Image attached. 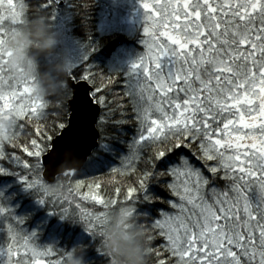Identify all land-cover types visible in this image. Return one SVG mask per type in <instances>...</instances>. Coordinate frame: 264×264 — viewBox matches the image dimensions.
<instances>
[{
	"label": "snow or ice",
	"instance_id": "snow-or-ice-1",
	"mask_svg": "<svg viewBox=\"0 0 264 264\" xmlns=\"http://www.w3.org/2000/svg\"><path fill=\"white\" fill-rule=\"evenodd\" d=\"M50 3L0 0V118L13 121L0 183L14 179L50 216L80 225L106 264L103 227L117 205L148 232L151 264H264V0H141L145 51L116 77L118 92L89 52L59 96L38 98L34 78L8 75L5 45ZM128 125L119 166L96 174ZM14 191L0 190V264H69L85 252L41 246ZM157 203L167 210L153 218Z\"/></svg>",
	"mask_w": 264,
	"mask_h": 264
},
{
	"label": "trees",
	"instance_id": "trees-1",
	"mask_svg": "<svg viewBox=\"0 0 264 264\" xmlns=\"http://www.w3.org/2000/svg\"><path fill=\"white\" fill-rule=\"evenodd\" d=\"M30 3L35 7H40L42 4H47L48 0H30ZM109 5L110 0H64L62 5L51 0L49 6L43 8L41 13L35 17L45 16L52 26V30L58 34L59 43L55 50L57 55L66 56L70 61L71 52H80L81 58L74 65L78 66L82 57L90 52L87 62L103 76L113 77L114 83L108 87L115 88L118 92L119 83L115 81L117 78L125 79L126 75L120 69L112 68L110 62L121 47L133 43L122 33L101 31L100 15L109 8ZM29 55L34 58L38 74L50 73L57 58L56 55H49L38 50H30ZM70 63L73 65L71 61ZM134 131L132 125H128L117 133V139L113 140L110 151H101L93 165L96 174H104L112 167L119 166L120 156L127 153L124 145L126 142H130ZM100 180L103 182L102 188L109 192L112 191L114 186L108 175L100 176ZM8 188L15 189L12 193L15 197L12 206L16 210V215L30 217L25 227L28 231L40 232L38 243L41 246L48 245L70 250L72 247L82 244L85 246L83 254L85 264H106L104 257L97 254L94 249L87 247L89 238L80 225L62 221L55 215L50 216L49 209L38 205L35 198L19 188L14 179L0 183V190ZM150 190L161 200L167 196L162 188L155 185H150ZM5 194L7 195L8 192ZM86 206L91 207V205ZM149 210L152 212L153 218H159V212L167 209L165 205L157 203L150 206ZM1 237L3 238L2 235H0V239ZM154 243L159 246V240Z\"/></svg>",
	"mask_w": 264,
	"mask_h": 264
},
{
	"label": "clouds",
	"instance_id": "clouds-1",
	"mask_svg": "<svg viewBox=\"0 0 264 264\" xmlns=\"http://www.w3.org/2000/svg\"><path fill=\"white\" fill-rule=\"evenodd\" d=\"M58 43L59 36L45 16L31 19L20 35L6 45V51L12 52V56L8 57L9 76L17 83L34 78L35 97L59 96L71 70V63L66 56L56 54ZM30 50L56 55L50 73L38 74L34 58L29 55ZM12 127V120L0 118V145L8 142ZM48 191L57 198L63 195L58 189L50 188ZM138 219L125 205H117L110 210L102 235L105 250L113 257L114 264H151L149 234ZM83 254L84 248L77 247L71 254L69 264H85Z\"/></svg>",
	"mask_w": 264,
	"mask_h": 264
},
{
	"label": "rangeland",
	"instance_id": "rangeland-1",
	"mask_svg": "<svg viewBox=\"0 0 264 264\" xmlns=\"http://www.w3.org/2000/svg\"><path fill=\"white\" fill-rule=\"evenodd\" d=\"M140 4L141 0H110L109 8L100 15V29L102 32L122 33L133 43L132 45L121 47L110 62L112 68L120 69L125 75L128 73L131 64L138 60L145 51L143 45L145 20L144 11ZM19 35L20 32L8 40V42L15 40ZM10 56H12V52L8 51V57ZM80 58V52H71L70 61L73 65L77 64ZM9 72L10 69H8V75Z\"/></svg>",
	"mask_w": 264,
	"mask_h": 264
},
{
	"label": "water",
	"instance_id": "water-1",
	"mask_svg": "<svg viewBox=\"0 0 264 264\" xmlns=\"http://www.w3.org/2000/svg\"><path fill=\"white\" fill-rule=\"evenodd\" d=\"M58 2H60V4L62 5L64 0H57ZM93 141L91 140V138H89L88 143L85 145V147H91L92 146ZM96 143L99 144V138H97ZM85 159L87 160V157H85Z\"/></svg>",
	"mask_w": 264,
	"mask_h": 264
}]
</instances>
